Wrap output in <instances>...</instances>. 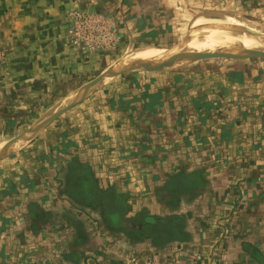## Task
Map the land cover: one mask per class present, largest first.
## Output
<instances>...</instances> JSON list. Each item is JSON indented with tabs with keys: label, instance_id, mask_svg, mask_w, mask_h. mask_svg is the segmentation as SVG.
<instances>
[{
	"label": "crops",
	"instance_id": "1",
	"mask_svg": "<svg viewBox=\"0 0 264 264\" xmlns=\"http://www.w3.org/2000/svg\"><path fill=\"white\" fill-rule=\"evenodd\" d=\"M53 1V8L48 9L39 0L44 7L29 19L36 23L25 24L36 27L35 39H41L35 52L23 49L29 77L42 76L33 75L40 70L68 73L75 67L69 56L72 51L64 46L63 18L77 5L98 9L109 26L105 33L120 53L136 49L187 52L196 42L199 46L204 23L212 19L209 27H215L219 18L231 13L264 20V0ZM187 22L179 44L152 48L172 40ZM30 51L35 55L31 60ZM204 63L210 66L215 60ZM229 70L236 73L230 75ZM126 71L68 107L36 134L26 147H43V157L31 153L20 159L17 153L0 159V240L7 229L18 227L25 232L17 242V252L2 253L6 244L0 241V264H187L188 258L199 259L206 253L199 244L207 225L188 223L186 212L201 215L206 211L197 204L203 203L207 191L189 182L208 170L192 166L197 158L168 153L177 150L180 154L194 143L204 145L205 140L186 139L188 121L193 123L200 116L196 108L203 101L234 99L229 87L250 85L255 74L240 62L199 70L196 75L222 74L212 81L198 78L202 79L200 87L212 92L199 96L201 89L196 95L181 89L180 72L165 80ZM177 164L181 169L174 168ZM192 195L196 199L187 203ZM69 211L73 219L65 214Z\"/></svg>",
	"mask_w": 264,
	"mask_h": 264
},
{
	"label": "rangeland",
	"instance_id": "2",
	"mask_svg": "<svg viewBox=\"0 0 264 264\" xmlns=\"http://www.w3.org/2000/svg\"><path fill=\"white\" fill-rule=\"evenodd\" d=\"M38 2L39 0H0V144L4 143L0 149L1 153H4L6 149L9 150L7 148L11 144L9 142L16 138L21 140L28 137L27 142L19 149L9 151L10 154L19 153L22 156L20 159L28 158L33 153H39L37 156L43 157L46 151L43 147L41 149L33 147L34 145L26 147L37 133L27 136L26 132L29 133L28 131L36 128L35 126L47 119L50 114L63 108L61 106L63 101L69 99L74 104L79 103L87 94L120 75L122 70L136 75L147 73L161 76V79L164 76L165 80L169 76L172 77L175 72H180L181 78H184L181 89L188 93L192 92L193 95L202 90L203 95L199 96H204L211 95L212 92L206 89V86L202 89L199 83L202 79L198 78L204 77L212 81L213 76L220 77L222 74L210 72L208 75L207 73L201 76L196 75L199 70L215 69L234 62L243 63L255 74L254 78H251L250 85L242 87L232 84L228 93L230 92L234 99L216 103L213 100L203 101L200 109L196 108V111H200L196 122L188 121L187 123L189 132L186 139L195 142L200 139L205 140V144L201 146L199 143H194L185 150L181 149L180 154L176 153L177 150H169L168 156L180 155V158L192 160L197 158V163L192 166L208 170V174H204L206 171L203 172V176L199 174L205 182L198 175L196 179L192 178L189 182L193 187L196 184V189L202 187L207 191L206 197L202 200L203 203L197 204L200 209L204 206L206 211L202 210L201 215L195 211L186 212L188 223L203 221L207 225L202 231V242L199 244L206 253L199 259L194 256L188 258L187 264H264V57L224 59L211 56L209 58L212 59H180L172 58V55L166 52L163 55L155 54L150 57L161 60L167 55L172 58V61L160 63V61H154L155 59H149L145 66H138V64L131 67L122 66L120 64H123L130 55L145 58L147 54L154 52H139L138 49L127 50L124 53L116 52L115 41L104 36L102 38L104 30H107L109 26L100 17L98 9L91 7L88 10L87 5H77L63 18L64 46L66 48L69 46L72 51L69 56L72 57L75 67L68 73L61 69L56 74H47L48 70H40L33 75L43 74L42 76L29 77L27 71L31 69L24 68L26 57L23 55L25 51L23 49L30 48L35 52V49L40 48L38 41L41 39H35L36 27H26L25 24L36 23L35 20L30 22L29 19L36 16V12L44 7V3L48 9L53 8L51 6L54 4L51 0H44L43 5H39ZM221 13L228 14L225 11ZM228 16L244 17L237 13H231L225 17ZM210 20L202 25L204 32L214 29L209 27L212 25ZM249 20L264 30V20ZM187 26L188 22L183 26L181 33L165 45H156L152 48L169 49L179 44L185 37ZM257 46L260 48L255 50L264 51L263 45L257 44ZM192 48L195 47L189 49ZM31 51L28 55L30 60L35 58ZM205 60H213V62L215 60V63L210 66L205 65L207 64L204 63ZM115 67H120V70H116ZM106 72L111 74H107L85 95H82L95 78ZM233 73L236 72L232 70L230 75ZM177 81L174 83L177 84ZM214 94L219 95L215 92ZM186 96L189 97V95ZM196 124L206 128H195ZM230 143L232 145L228 148ZM242 143L245 146L244 149L239 146ZM214 158L217 160L216 165ZM174 168L181 169L179 164L174 165ZM174 199L180 201L178 197ZM194 199L196 198L192 195L186 200L190 203ZM65 214L69 217L68 219H73L72 211ZM3 232L8 237L3 236L0 240L6 244L1 252H17L19 250L17 242L22 238L21 234L25 233L24 229L15 227ZM29 252L34 253L33 250Z\"/></svg>",
	"mask_w": 264,
	"mask_h": 264
},
{
	"label": "bare ground",
	"instance_id": "3",
	"mask_svg": "<svg viewBox=\"0 0 264 264\" xmlns=\"http://www.w3.org/2000/svg\"><path fill=\"white\" fill-rule=\"evenodd\" d=\"M215 24H219V25L215 26ZM215 24L213 25L215 26L214 29H212L210 32H203L202 34L203 38L199 40V46H198V42H196L195 48H192L193 50L188 49L186 51L187 52L222 51V52H232V53L234 52L235 53L238 51L247 52L250 50H255L257 48H260L259 46H257V44L264 46V30L260 29L257 25L252 23L246 17L228 16V17H224L223 20L217 21ZM168 53H170V55H174L177 53V51H171ZM155 54L163 55V54H166V52L155 51L154 53L147 54L145 58H142V57L138 58L134 55H130V57L129 58L127 57L128 59L124 60L123 64H120V65L126 66V65L137 63L142 60L144 62H147L149 59L154 60L155 57H150V56L155 55ZM179 58L184 59L182 57H179ZM171 59L172 58L166 55L164 59H161V60L155 59L154 61H158V62L160 61V63H163V62L172 61ZM115 69L120 70V67H115ZM68 100L63 101L61 103V106L64 107L65 105H68L70 103V101ZM27 138H23L21 140H18L17 138L16 140L18 141L15 140V142L11 143L7 148L9 149V151L16 150L26 142ZM3 144H0V149ZM1 152L2 151L0 150V153Z\"/></svg>",
	"mask_w": 264,
	"mask_h": 264
},
{
	"label": "water",
	"instance_id": "4",
	"mask_svg": "<svg viewBox=\"0 0 264 264\" xmlns=\"http://www.w3.org/2000/svg\"><path fill=\"white\" fill-rule=\"evenodd\" d=\"M211 56H226V57H231V58H243V57H254V56H262V57H264V51H262V50H255V51L244 52V53H229V52H222V51H213V52H208V51H206V52H203V51H192V52H179V53H176V54L172 55V58L183 57V58H192V59H202V58H207V57H211ZM136 64H138V66H144L147 63L146 62H138ZM136 64H134V65H136ZM131 66L132 65H130V67ZM122 71H124V70H122ZM107 74H111V73L110 72L109 73L106 72V73L101 74L97 78H95L90 83V85L84 90V92H82V95H85L94 85H96L97 83H99ZM69 101H70V103L67 106H65L64 108H62L60 110H57V111L53 112L52 114H50L48 116L47 119H44L43 121H41L40 123H38L35 126L36 128H34L32 131H28V132L29 133H32V134L33 133H38L47 123H49L51 120H53L55 117H57L63 111H65L68 107H70L71 105L74 104L72 102V100H69ZM19 137H21V136H19ZM14 141L9 142V144L10 143H13ZM8 155H10V152H9V150H6L4 153H1L0 154V159L6 157Z\"/></svg>",
	"mask_w": 264,
	"mask_h": 264
},
{
	"label": "built area",
	"instance_id": "5",
	"mask_svg": "<svg viewBox=\"0 0 264 264\" xmlns=\"http://www.w3.org/2000/svg\"><path fill=\"white\" fill-rule=\"evenodd\" d=\"M103 36H104V37H107V35H106V33H105V30H104V34H102V38H103ZM107 38H108V37H107ZM109 39H110V38H109ZM111 39L113 40V38H111ZM111 39H110V40H111Z\"/></svg>",
	"mask_w": 264,
	"mask_h": 264
},
{
	"label": "trees",
	"instance_id": "6",
	"mask_svg": "<svg viewBox=\"0 0 264 264\" xmlns=\"http://www.w3.org/2000/svg\"><path fill=\"white\" fill-rule=\"evenodd\" d=\"M149 219H150V218H148V217H147V218H144V220H143V221H145V220H149Z\"/></svg>",
	"mask_w": 264,
	"mask_h": 264
}]
</instances>
